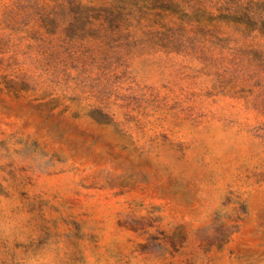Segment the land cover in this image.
Returning a JSON list of instances; mask_svg holds the SVG:
<instances>
[{"label": "rangeland", "instance_id": "obj_1", "mask_svg": "<svg viewBox=\"0 0 264 264\" xmlns=\"http://www.w3.org/2000/svg\"><path fill=\"white\" fill-rule=\"evenodd\" d=\"M0 264H264V0H0Z\"/></svg>", "mask_w": 264, "mask_h": 264}]
</instances>
